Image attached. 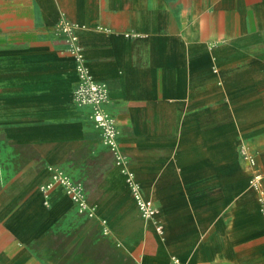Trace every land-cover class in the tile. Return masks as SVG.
<instances>
[{"label": "crops", "instance_id": "0c3cea01", "mask_svg": "<svg viewBox=\"0 0 264 264\" xmlns=\"http://www.w3.org/2000/svg\"><path fill=\"white\" fill-rule=\"evenodd\" d=\"M64 18L86 25L85 63L163 233L75 102ZM52 169L95 216L60 183L43 191ZM256 173L264 187V0H0V264H264Z\"/></svg>", "mask_w": 264, "mask_h": 264}, {"label": "built area", "instance_id": "2783aa9c", "mask_svg": "<svg viewBox=\"0 0 264 264\" xmlns=\"http://www.w3.org/2000/svg\"><path fill=\"white\" fill-rule=\"evenodd\" d=\"M85 28L86 25H81L64 18L61 20L56 30L59 35L65 36L69 45L68 49L76 60L78 85L74 92L75 102L79 107H90L89 118L100 131L103 143L109 147L112 152L115 164L124 175L141 215L147 220L154 221L157 230L160 233H163V224L158 219L159 210L152 199L143 196L141 186L136 180V175L130 168V158L120 147L119 137L121 130L118 121L107 108L110 103L109 86L105 82L97 81L85 63V51L83 45L80 43L78 35V30ZM214 71L218 72L216 68ZM240 151L243 159L254 168L256 166L255 154L246 144L241 145ZM52 170V182L44 185L42 187L43 191L47 194L48 191L53 188L55 183H60L65 187L67 194L71 197L74 203L77 204L80 213L86 214L89 217L95 216L97 206L89 203L84 184L82 182H74L60 169ZM260 180V174L256 173L252 177L250 184L260 193V207L261 212L264 215V187H262Z\"/></svg>", "mask_w": 264, "mask_h": 264}]
</instances>
